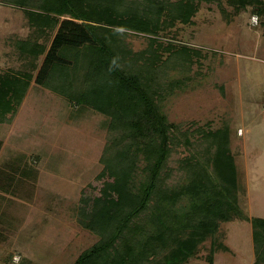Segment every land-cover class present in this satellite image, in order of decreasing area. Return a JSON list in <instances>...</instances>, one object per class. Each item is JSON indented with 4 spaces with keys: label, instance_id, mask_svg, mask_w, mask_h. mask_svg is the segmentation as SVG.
<instances>
[{
    "label": "trees",
    "instance_id": "obj_1",
    "mask_svg": "<svg viewBox=\"0 0 264 264\" xmlns=\"http://www.w3.org/2000/svg\"><path fill=\"white\" fill-rule=\"evenodd\" d=\"M6 2L24 11L31 30L26 37L11 36L20 67L0 71V122L16 115L30 90L46 87L71 101L72 92L84 93L110 116L111 141L95 179L99 187L94 195L83 188L77 207L78 223L99 240L73 264H185L202 243L216 238L221 223L234 221L251 223L254 264H264V218L249 217L243 208L229 127L183 132L157 100L158 90H165V65L190 64L198 52L156 36L178 22L190 23L199 0ZM230 2L252 6L264 27V0ZM135 33L149 38L139 53L126 41ZM81 68L79 83L74 73ZM176 84L170 80L169 89ZM178 133L187 145L196 142L190 135H198L196 143L205 146L179 160L180 175L172 180L169 160Z\"/></svg>",
    "mask_w": 264,
    "mask_h": 264
},
{
    "label": "rangeland",
    "instance_id": "obj_2",
    "mask_svg": "<svg viewBox=\"0 0 264 264\" xmlns=\"http://www.w3.org/2000/svg\"><path fill=\"white\" fill-rule=\"evenodd\" d=\"M254 14L252 6L240 8L230 0H199L190 23L161 31L159 42L187 44L198 54L190 64L165 65V93L158 90L157 100L183 132L229 127L243 208L249 217L264 218V27L259 18L252 23ZM30 30L24 11L0 0V71L20 67L11 36L26 37ZM126 41L134 53L149 46L148 35L141 33ZM83 73L82 68L74 73L79 83ZM170 80L177 83L172 89ZM31 92L11 120L0 122V172L15 161L33 166L27 175L0 181V264H73L99 240L78 223L77 207L83 188L94 195L99 187L95 179L111 141L110 116L84 93L72 92L71 101L48 87ZM177 136L181 140L169 160L172 180L180 175L179 160L205 146L196 143L198 135H190L193 145ZM216 238L202 243L185 264H210V256L213 264H254L249 221L221 223Z\"/></svg>",
    "mask_w": 264,
    "mask_h": 264
},
{
    "label": "crops",
    "instance_id": "obj_3",
    "mask_svg": "<svg viewBox=\"0 0 264 264\" xmlns=\"http://www.w3.org/2000/svg\"><path fill=\"white\" fill-rule=\"evenodd\" d=\"M31 93H32L31 90L27 93V96H26L25 101H24L25 103H26L27 99L29 98V96L31 95ZM13 163H9V164H7V166L5 165L2 167V169H1L2 172H0L1 183H4L8 180H11L10 178L17 176V175H21V174L27 175L28 171L33 170V166H31V165L27 166L25 164V166H22L23 164L21 165L20 162H19L20 165H17L16 161ZM47 175H49V174H47Z\"/></svg>",
    "mask_w": 264,
    "mask_h": 264
},
{
    "label": "built area",
    "instance_id": "obj_4",
    "mask_svg": "<svg viewBox=\"0 0 264 264\" xmlns=\"http://www.w3.org/2000/svg\"><path fill=\"white\" fill-rule=\"evenodd\" d=\"M252 23L253 24H257L258 23V16L257 15H253L252 16Z\"/></svg>",
    "mask_w": 264,
    "mask_h": 264
},
{
    "label": "clouds",
    "instance_id": "obj_5",
    "mask_svg": "<svg viewBox=\"0 0 264 264\" xmlns=\"http://www.w3.org/2000/svg\"><path fill=\"white\" fill-rule=\"evenodd\" d=\"M114 63V62H113Z\"/></svg>",
    "mask_w": 264,
    "mask_h": 264
}]
</instances>
